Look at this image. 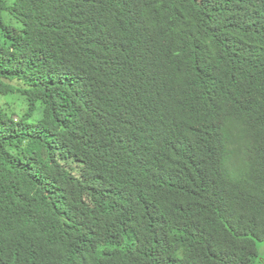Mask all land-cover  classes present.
Masks as SVG:
<instances>
[{"label": "trees", "instance_id": "obj_1", "mask_svg": "<svg viewBox=\"0 0 264 264\" xmlns=\"http://www.w3.org/2000/svg\"><path fill=\"white\" fill-rule=\"evenodd\" d=\"M258 96L264 0H0V264H264Z\"/></svg>", "mask_w": 264, "mask_h": 264}, {"label": "clouds", "instance_id": "obj_2", "mask_svg": "<svg viewBox=\"0 0 264 264\" xmlns=\"http://www.w3.org/2000/svg\"><path fill=\"white\" fill-rule=\"evenodd\" d=\"M258 104L251 106V111L243 112L230 109V101L223 102V111L232 114L226 119V127L232 133L236 147L239 149V159L247 164L248 152L255 146L258 137H264V124L253 127L252 121L264 108V96L257 97Z\"/></svg>", "mask_w": 264, "mask_h": 264}, {"label": "rangeland", "instance_id": "obj_3", "mask_svg": "<svg viewBox=\"0 0 264 264\" xmlns=\"http://www.w3.org/2000/svg\"><path fill=\"white\" fill-rule=\"evenodd\" d=\"M11 103L17 107L25 106V100L23 101L22 99H19V98L11 99ZM263 250H264V247H263L262 251Z\"/></svg>", "mask_w": 264, "mask_h": 264}]
</instances>
